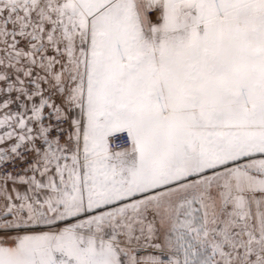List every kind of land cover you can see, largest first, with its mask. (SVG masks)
<instances>
[{
	"label": "snow or ice",
	"instance_id": "obj_1",
	"mask_svg": "<svg viewBox=\"0 0 264 264\" xmlns=\"http://www.w3.org/2000/svg\"><path fill=\"white\" fill-rule=\"evenodd\" d=\"M0 264H264V0H0Z\"/></svg>",
	"mask_w": 264,
	"mask_h": 264
}]
</instances>
